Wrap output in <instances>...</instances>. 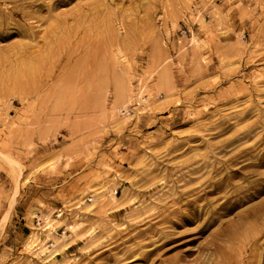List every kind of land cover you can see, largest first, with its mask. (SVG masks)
I'll return each mask as SVG.
<instances>
[{"label": "rangeland", "instance_id": "obj_1", "mask_svg": "<svg viewBox=\"0 0 264 264\" xmlns=\"http://www.w3.org/2000/svg\"><path fill=\"white\" fill-rule=\"evenodd\" d=\"M160 243L264 264V0H0V264Z\"/></svg>", "mask_w": 264, "mask_h": 264}, {"label": "bare ground", "instance_id": "obj_2", "mask_svg": "<svg viewBox=\"0 0 264 264\" xmlns=\"http://www.w3.org/2000/svg\"><path fill=\"white\" fill-rule=\"evenodd\" d=\"M40 63H41V62H40ZM252 196H253V194H252ZM248 197H249V195H248V196H239V197L235 200V203H236L237 205H240V204L243 203L244 200H246ZM254 208H257V206L252 208L253 211L256 210V209H254ZM189 217H190V216H188V218H187V217H183L181 220L184 221V222L187 221V223H188V221H190V218H189ZM166 221H168V220H166ZM168 222H170L171 225H172V224H176L175 221H174V222H173V221H168ZM152 229H154V228H152ZM158 231L160 232V229H159ZM190 241H191V239L189 240V242H190ZM168 242H172V241H168ZM165 243H167V242H165ZM165 243H164V244H165ZM161 245H162V243H160V244H158L157 246H155L154 248L148 250V251L146 252V254H143L142 260L144 261L145 264H156V261L161 262V260L158 259V257H155L154 259H149V256H150L153 252H155L157 256L160 255V254L158 253V250H159V247H160ZM205 245H206V244H205ZM205 245H204V247H205ZM184 252L189 253V254H192L191 250H189V249L184 250ZM199 258H200V256L198 257V255H197L196 257H194V261H195L196 264H199L200 262H205V261H203V259H201V258L199 259ZM198 259H199V260H198ZM174 264H177V263H174Z\"/></svg>", "mask_w": 264, "mask_h": 264}]
</instances>
